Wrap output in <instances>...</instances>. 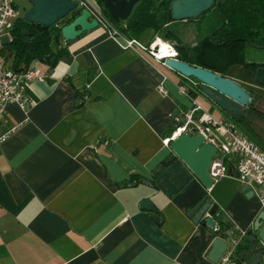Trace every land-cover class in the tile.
<instances>
[{
  "label": "crops",
  "instance_id": "1",
  "mask_svg": "<svg viewBox=\"0 0 264 264\" xmlns=\"http://www.w3.org/2000/svg\"><path fill=\"white\" fill-rule=\"evenodd\" d=\"M78 1L101 15L96 0ZM59 46L65 53L53 66L37 62L46 79L29 86L36 104L28 112L8 105L0 120V137L16 127L0 142V264H213V237L187 217L202 187L192 180L167 196L131 176L152 181L170 155L165 133L190 107L179 86L189 85L187 94L217 120L208 109L233 119L197 94L194 81L124 49L102 24ZM253 77L241 65L225 75L256 96L264 115V88ZM243 186L228 176L207 192L230 231H248L262 213ZM143 200L156 210H141Z\"/></svg>",
  "mask_w": 264,
  "mask_h": 264
},
{
  "label": "water",
  "instance_id": "2",
  "mask_svg": "<svg viewBox=\"0 0 264 264\" xmlns=\"http://www.w3.org/2000/svg\"><path fill=\"white\" fill-rule=\"evenodd\" d=\"M141 0H102L110 16L124 22L130 16L134 6ZM160 1V0H156ZM31 9L23 15V19L34 25L51 27L65 18L69 13L79 9L78 2L74 0H27ZM215 0H173L170 3V17L172 21H185L197 19L209 11ZM99 21L86 8H82L73 21L60 29V38L63 42L74 41L85 32H90L99 27ZM25 36L23 42L28 41V32L22 30ZM196 42L191 44L195 46ZM164 67L174 71L185 79L193 78L198 81V92L221 113L230 118L240 119L248 106L252 103L250 93L234 81L222 77L209 70L193 67L176 58L165 57L162 59ZM254 83L264 88V67L256 70L253 77ZM179 114L176 110L172 117ZM175 123L174 128L180 123ZM170 155L152 171V181L143 179L142 183L154 186L167 196L176 195L188 184L195 180L204 190L187 213L194 224L201 223L213 237L207 252V259L217 264L227 247V235L233 224L225 215L218 213L216 205L212 204L207 192L214 184L208 174L211 159L216 154V149L205 143L200 134H182L168 145ZM218 159L221 155L216 156ZM228 175L238 178L233 166L228 165ZM242 192L253 195L249 186L244 185ZM143 211H155L149 200L140 202ZM235 261L244 264H264V212L260 213L252 228L246 231L245 238L241 241Z\"/></svg>",
  "mask_w": 264,
  "mask_h": 264
},
{
  "label": "trees",
  "instance_id": "3",
  "mask_svg": "<svg viewBox=\"0 0 264 264\" xmlns=\"http://www.w3.org/2000/svg\"><path fill=\"white\" fill-rule=\"evenodd\" d=\"M79 3L78 0H74ZM173 0H142L137 4L127 21L111 25L122 36L141 41L148 46L155 38L171 44L176 51V59L193 67H200L225 77L232 65H241L253 73L264 64L248 63L244 60L245 46L264 48V0H215L213 11L218 18L216 28L207 36H200L203 15L197 19L172 21L170 3ZM101 14L106 20V8L102 0H96ZM84 6L72 11L51 27L34 25L18 16L10 32V40L3 44L1 54H7L8 68L20 72L32 62H46L50 66L65 53L60 47V29L70 24ZM22 30L28 32V41ZM196 45L191 47V44ZM69 42H66L68 44ZM53 44L57 49H53ZM187 80L185 78H182ZM193 79V78H192ZM198 81L195 87H198ZM250 93V92H249ZM252 103L240 119H233L240 130L264 147L261 123L264 115L255 106L256 96L250 93ZM79 96V95H78ZM81 103V102H79ZM175 128L170 127L165 135L170 136ZM259 144V143H258ZM228 163V160H225ZM143 181L132 175L131 181ZM155 186V185H154ZM156 188V187H155Z\"/></svg>",
  "mask_w": 264,
  "mask_h": 264
},
{
  "label": "built area",
  "instance_id": "4",
  "mask_svg": "<svg viewBox=\"0 0 264 264\" xmlns=\"http://www.w3.org/2000/svg\"><path fill=\"white\" fill-rule=\"evenodd\" d=\"M17 17L18 13L14 0H0V120L4 117L8 105H15L20 110L28 112L36 104V100L29 94L30 84L46 79V75L37 67V62L30 63L25 70L20 72H16L5 65L4 55L1 54L4 37H9L10 40V32ZM96 18L100 23L99 25L102 24L107 27L110 36L118 39L124 49H136L143 52L163 66V58H176V51L171 44H168L169 55L162 56L159 54L160 47L157 43L160 42L159 38H155L148 46H145L138 40L122 36L106 23L102 14ZM178 90L188 97L190 107L183 114L182 120L170 136L163 139L165 145H169L171 141L182 134H200L205 143L216 149V154L211 159L208 170V174L214 183L229 176L228 165L231 164L238 174L237 180L254 191L260 209L264 212V151L253 140L241 133L234 123L217 120L205 112L202 106L187 94L183 86H179ZM159 92L166 94L161 86ZM15 129L16 127H13L3 134L0 137V142H3ZM218 154L221 155L220 159L216 157ZM226 159L228 163L225 161ZM245 234L246 232L242 231L228 232L227 247L217 264H232L235 261L237 249L245 238Z\"/></svg>",
  "mask_w": 264,
  "mask_h": 264
},
{
  "label": "rangeland",
  "instance_id": "5",
  "mask_svg": "<svg viewBox=\"0 0 264 264\" xmlns=\"http://www.w3.org/2000/svg\"><path fill=\"white\" fill-rule=\"evenodd\" d=\"M14 3L16 5L17 8V13L19 16H23L27 11H29L31 9V5L27 2V0H14ZM217 18L209 11L205 12L203 15V25H202V30L200 33V36L202 35V37L209 35L215 28H216V22ZM147 40L146 39H142L140 42L145 43ZM162 43V40H160ZM60 43H62L60 41ZM165 44H169V43H165ZM54 45V44H53ZM245 52H244V59L246 62L248 63H256V64H264V48H254L251 46H245ZM6 53H3V55L5 56ZM38 67H40L41 69L44 68V64L39 63L37 64ZM187 80L189 81H194L196 83V80L192 79V78H188ZM185 89L189 92L191 90L190 86L187 85L185 83ZM200 95V93H197ZM210 111V113H212L215 117L220 118L221 120H224L223 117L219 116L214 109H208V112ZM226 119V118H225ZM235 126L240 129L239 125L235 124ZM263 125H261L262 131H263ZM264 132V131H263ZM260 145H263L262 143L258 142ZM219 181V180H218ZM217 181V182H218ZM216 182V183H217Z\"/></svg>",
  "mask_w": 264,
  "mask_h": 264
},
{
  "label": "flooded vegetation",
  "instance_id": "6",
  "mask_svg": "<svg viewBox=\"0 0 264 264\" xmlns=\"http://www.w3.org/2000/svg\"><path fill=\"white\" fill-rule=\"evenodd\" d=\"M141 1H142V0H141ZM141 1H140V2H141ZM214 3H215V2H214ZM137 4H139V3H137ZM137 4L134 6L133 10H134L135 7L137 6ZM213 6H214V4H213ZM213 6L210 8L209 12H211V13L217 18L215 11L212 10V9H213ZM133 10L131 11L130 16H131ZM202 15H204V14H202ZM130 16H129V17H130ZM129 17L127 18V20L129 19ZM127 20H126V21H127ZM124 22H125V21H124ZM124 22H118V21L114 20V19L110 16L109 11H108V9H107V7H106V23H107L109 26H111V25H112V26H113V25H120L121 23H124ZM216 22H217V23H216V26H217V24H218V18H217V21H216Z\"/></svg>",
  "mask_w": 264,
  "mask_h": 264
},
{
  "label": "bare ground",
  "instance_id": "7",
  "mask_svg": "<svg viewBox=\"0 0 264 264\" xmlns=\"http://www.w3.org/2000/svg\"><path fill=\"white\" fill-rule=\"evenodd\" d=\"M159 47H160V52L159 54H161L162 56H166V55H169L170 53V50H169V47L167 44L165 43H162L161 41L160 42H157Z\"/></svg>",
  "mask_w": 264,
  "mask_h": 264
}]
</instances>
